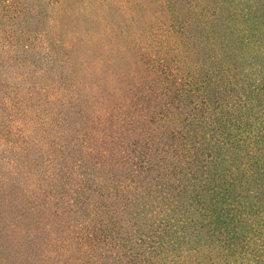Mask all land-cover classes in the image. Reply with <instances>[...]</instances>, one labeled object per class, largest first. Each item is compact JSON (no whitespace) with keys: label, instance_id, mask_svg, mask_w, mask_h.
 <instances>
[{"label":"trees","instance_id":"1","mask_svg":"<svg viewBox=\"0 0 264 264\" xmlns=\"http://www.w3.org/2000/svg\"><path fill=\"white\" fill-rule=\"evenodd\" d=\"M32 1L0 0V161L1 150L22 147L28 169L25 186L9 189L3 178L14 181L22 170H0V199L7 191L32 199L33 188H40L39 200L20 210L49 203L57 209L51 215L68 222H59L64 230L59 225L57 233L31 236V262L264 264V0H239L233 13L226 6L185 3V18L203 23L201 29L210 24L204 37L219 49L221 70L183 80L173 103L186 114L183 126L165 124L172 111L130 123L145 135L155 134L152 127L169 133L143 143L103 119L83 79L75 82L83 87L82 107L73 91L45 92L55 82L49 72L71 79L73 67L77 76L82 70L71 41L48 33L50 21L44 23ZM187 23L174 20L168 41L195 45ZM163 24L154 20L149 31ZM36 104L53 116H33Z\"/></svg>","mask_w":264,"mask_h":264},{"label":"rangeland","instance_id":"2","mask_svg":"<svg viewBox=\"0 0 264 264\" xmlns=\"http://www.w3.org/2000/svg\"><path fill=\"white\" fill-rule=\"evenodd\" d=\"M238 1L33 0L31 4L40 8L44 23L47 20L50 21L48 33L50 34L51 30L60 42L71 41V44L67 43L75 53V66L82 70L79 72V77L73 67L70 72L71 79L62 74L67 68L59 69L57 73L62 74L60 76L49 72L50 78L55 79V82L45 92L53 94L54 87L62 91H73L71 95L81 100L78 108L82 107L84 106V100L81 99L83 87L75 82L83 79L86 84L85 90L89 93L87 98H93L96 104L99 102L98 106H102L99 110L104 115L103 119L108 124H117V129L121 126L126 132L125 134L131 136V139L135 141L138 139L143 143L152 139L151 135L161 137L163 134H169L166 129L161 130L155 126L158 128L152 127L155 134L145 135L141 127L131 126L130 123L135 120L144 121L146 119L147 121L152 114L159 115L160 112L169 113L172 111L173 117H166L165 124L171 128L183 126V118L186 114L180 111L181 108L177 105H173L177 101V92L182 87L183 80L192 75L195 76L194 78H198L202 73L206 74L212 71L215 73L221 70L218 67L220 59L215 57L220 52L219 49L205 39L210 31V24L201 29L203 23L198 21L199 25H195L192 19L185 18L189 8L185 3L196 2L202 5L205 3L204 5L208 7L226 6L233 13L232 5L237 4ZM244 1L248 2L249 0ZM256 1L262 2L263 0ZM181 5H184L183 9ZM35 6L33 7L35 8ZM199 17H204V14L197 16V19ZM178 19L186 20L192 36H196L194 40L196 44L192 47L187 43L181 45L178 41H168V37H166L168 35L165 32L169 34L167 28L174 20ZM154 20L162 24L164 22L163 28L159 27V30L153 33L158 35L156 37L153 36L152 31H149V25ZM90 36H93V42L90 41ZM99 38L104 40L103 46L100 44L102 40ZM96 39L99 42L95 41ZM190 47L191 51H188ZM82 52L84 54L86 52L88 55L86 60L83 57V60L77 58V54H82ZM229 61L226 60L223 64H231ZM201 66L204 67V70ZM84 68L86 70L89 68L90 73H85ZM29 84L33 87V82H28ZM28 90L24 89V92L27 93ZM31 110L33 116H36L35 114L45 117L53 116L51 112L44 111L39 104L34 105ZM14 114L21 116L22 112L15 111ZM213 135L217 136L214 133ZM127 138L128 136H125V141ZM161 139L163 140V138H159V140ZM165 141L167 140L165 139ZM4 144L5 142L0 139V148H3ZM23 151L22 147L16 148L15 151L12 149L1 150L4 158L0 161L3 162L0 170L15 167L17 169L13 170L17 173L22 170L20 176L14 181L10 182L7 177L3 178L2 181L5 186L8 185V189L15 185H21L23 188L27 181L25 172H23L28 170L24 167ZM123 153H132V148H124ZM36 176L39 177L38 172H36ZM33 189L32 199L22 196L16 198L21 192L12 195L8 194V191L0 199V264H38L31 262L32 258L27 253L34 249L30 241L31 236H37L38 230L41 237L43 230L47 233L54 230L57 233L60 225L58 223L65 222L67 224L68 222L55 219L51 214L57 209H55V205L51 207L49 203L48 207L43 204H33V207L27 209L28 212L21 211L20 204L39 200L38 196L42 194V190L35 187ZM1 191L3 192L4 189ZM23 192L26 193L24 190ZM17 204L20 205V208ZM132 214L134 215L133 219L138 220L139 215L135 212ZM60 226L64 230V225ZM65 234L66 232L63 231V236ZM52 238L55 242H60L59 239Z\"/></svg>","mask_w":264,"mask_h":264}]
</instances>
